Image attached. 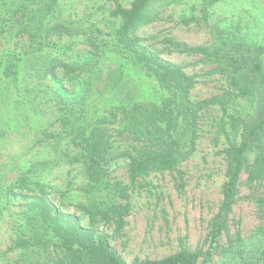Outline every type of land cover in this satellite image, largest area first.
Masks as SVG:
<instances>
[{
  "label": "trees",
  "instance_id": "trees-1",
  "mask_svg": "<svg viewBox=\"0 0 264 264\" xmlns=\"http://www.w3.org/2000/svg\"><path fill=\"white\" fill-rule=\"evenodd\" d=\"M173 1L116 2L106 67L98 34L48 22L59 0L13 8L0 0V230L8 251L38 255L36 264H126L110 240L123 235L137 185L169 173L183 187L180 167L208 133L224 169L203 242L190 249L179 238L173 254L131 264H264V193L249 197L259 221L249 234L232 216L241 186L264 184V46L229 28L215 29L206 45L164 37L165 51L197 58L204 76L216 77L220 92L199 99L197 76L140 35ZM127 69L153 86L149 101L137 83L127 89ZM119 170L125 180L113 178Z\"/></svg>",
  "mask_w": 264,
  "mask_h": 264
},
{
  "label": "rangeland",
  "instance_id": "rangeland-1",
  "mask_svg": "<svg viewBox=\"0 0 264 264\" xmlns=\"http://www.w3.org/2000/svg\"><path fill=\"white\" fill-rule=\"evenodd\" d=\"M3 1L7 8L20 3V0ZM130 1L59 0L55 12L47 19L48 22L73 24L79 30L77 32H84L82 34L88 35L93 31L95 35L98 34L96 42L102 48L101 51L106 52V67H109L112 63L109 62L111 55L108 50L117 23H109L107 17L116 2L128 6ZM173 2L168 7L160 8L157 20L141 29L140 35L145 38L155 37L157 40L152 46L164 50L162 58L182 66L188 74L197 76L193 91L197 98L217 94L221 88L216 77L203 74L208 70L207 66L199 64L197 58L165 51L162 40L164 37H171L191 46L206 45L214 42L212 32L229 28L243 41L264 46V0H218L213 5H208L207 0ZM203 12L207 13L206 19ZM97 30L100 33H96ZM55 41H58L57 38ZM66 41L65 37L61 42ZM61 42H57L56 48L62 46ZM108 71L105 69V77L111 78ZM123 78L128 90H132L128 84H138L140 100H150L153 94L150 83L143 81L141 76L129 69ZM246 108L245 102L238 105L239 110ZM18 138L11 136V139L17 141ZM212 142L214 141L210 135L204 133L195 155L180 167L184 173L183 187H178L177 181L169 173L152 174L141 185H137L131 196L132 210L123 235L110 240L111 246L126 264H131L135 257L160 259L173 254L178 249L179 238L186 237L185 245L190 249L201 245L206 233V222L220 202L219 188L223 181V163L217 156L218 147H214ZM2 163L4 162L0 161ZM112 176L125 180L121 170ZM245 178L246 175H242L241 180L244 182ZM253 193H264V184L255 190L242 185L240 199L232 213L243 235L249 234L259 222L256 209L249 199ZM3 231L0 230V264H36L38 255L29 257L30 255L18 251H8L9 242Z\"/></svg>",
  "mask_w": 264,
  "mask_h": 264
}]
</instances>
